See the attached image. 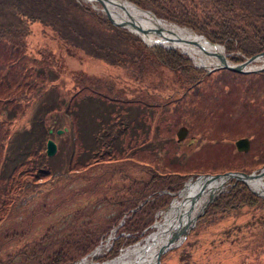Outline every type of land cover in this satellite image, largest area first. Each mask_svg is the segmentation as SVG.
<instances>
[{"label": "trees", "instance_id": "1", "mask_svg": "<svg viewBox=\"0 0 264 264\" xmlns=\"http://www.w3.org/2000/svg\"><path fill=\"white\" fill-rule=\"evenodd\" d=\"M130 1L151 9L160 17L188 26L211 41L222 43L229 58L234 62L264 50V0ZM32 22H40L50 27L57 37L72 47L82 49L91 57L130 70L133 77L143 85L145 94L141 95L151 98L152 104H155L153 106L161 109L159 114L177 117L180 123L189 106L181 97L175 98L174 94H168V98L163 96L162 91L176 90V87L164 78L149 79L150 75H159L160 66H168L171 69L174 82L183 74L186 83L190 81L188 87L196 90L197 100L200 99L204 106L201 104V108L208 109L209 102L199 95L205 91L206 86L203 83L211 72L195 66L191 58L180 49L159 44L148 45L138 34L113 24L103 11L93 8L89 2L0 0V231L2 228L16 229L9 224V220L15 215L27 184L44 183L43 181L53 174L51 163L47 164L49 155L46 153V141L50 137L49 128L53 127L48 123L51 113L62 112L67 116L69 138H73L69 143L71 158L59 169L66 174L82 170L80 177L88 182L78 188L69 189L56 203H47L56 201L49 200L47 196L46 202L29 212V215H39L37 219L31 218L35 219V226L41 221L42 214H52L66 201H73L79 196L86 197L85 194L99 195L94 198L97 199L96 203L87 198L83 199L87 201L84 207L73 211L69 219H60V224H50L43 234L33 236L32 241L20 243L18 247L22 255L21 261L15 262L1 256L0 264H74L113 228L118 227L116 241L104 256L111 257L116 255L121 247L138 240L142 232L154 221L156 214L168 207L173 193L181 188L190 176L189 171L196 170L197 160L195 168L190 169L193 162H184L180 154L169 153V149L178 146L172 136L177 123L167 124L162 119L160 124L157 119L153 120L151 117V128L155 125V131L152 136H146V132H143L146 124L137 119L140 112L135 117H125L122 113L119 117L112 105L104 109L96 106L92 113L84 107V103L89 102L85 97L87 92H91L92 101L98 102L96 96H101L113 103L122 101L128 107H133L134 102L140 103L141 96H120L112 83L85 72L77 74L79 78L75 76L72 89L65 87L62 91L60 87L55 88L53 78L56 76L52 77L49 73L51 67L48 68L52 61L56 60H49L51 51L45 49L35 53L26 50V37L31 31ZM217 46L223 51L222 46ZM223 70L228 72L227 75L233 72L236 77H243L246 73ZM256 75V81L264 79V71ZM250 78L247 84L251 87H245V91L246 94L248 90L255 93V96H249L247 100V105L252 106V101L264 100V86L252 88L256 83L252 82V76ZM213 84L207 83L210 86L207 92ZM47 87L53 89L55 97L53 96L52 100L43 97ZM221 90H225V94L230 92V89ZM217 91L209 93L220 100L221 97L216 95ZM189 94L190 92L185 93L188 96ZM169 103H173L174 110L168 111L167 108L165 113V106ZM31 105L34 109L28 121L24 126L17 125ZM256 113L264 119V106H259ZM212 114L213 112L201 115L198 120L194 117L196 124L193 122L192 127L198 133L197 139L205 137V132L214 135L221 129H218V126L223 118L214 122L216 120ZM83 119L91 123L88 126L85 124L86 128L82 127ZM200 125L205 127L201 128ZM158 129L162 134H167L162 140ZM138 130L142 132L141 135L139 133L140 138L144 139H140L137 145L132 143L130 137L134 136L135 132L138 135ZM78 131H84L88 135L89 145L96 147L99 143L101 148L91 151V147L89 153L78 155ZM58 146L60 149V143ZM263 146L264 140L257 146L259 148L255 147L253 151L243 153L247 159L243 166L238 165L240 170L250 172L255 165L264 164V161L258 164V160L264 158ZM153 147L169 153L168 159L157 161L159 158L151 154ZM247 154L260 157L249 159ZM228 166H231L230 163ZM90 169L92 172L84 175V171ZM220 169L231 168L224 166ZM92 204L93 208H90ZM110 204L114 213L106 212L98 218L93 216L98 210L96 206L105 205L111 208ZM243 205L264 208V198L252 192L242 181H237L210 203L199 222L205 217L210 221L213 217L236 211ZM133 208L136 209L132 211ZM124 214L128 215L121 222ZM22 236V233L0 232V246L3 242L9 243L8 240Z\"/></svg>", "mask_w": 264, "mask_h": 264}, {"label": "rangeland", "instance_id": "2", "mask_svg": "<svg viewBox=\"0 0 264 264\" xmlns=\"http://www.w3.org/2000/svg\"><path fill=\"white\" fill-rule=\"evenodd\" d=\"M83 1L89 2L93 8H96L90 1ZM93 3H95L97 7H100L95 0ZM30 30L29 35L26 37V50L38 53V51L40 52V50L46 49V51H51L52 57L50 56L49 60L56 59L48 66V68L51 67L49 73L52 77L56 76V78H53V80L55 79L53 81L55 88L60 87L62 91L65 90V87L72 89L73 83L75 84V76L85 72L94 77L104 78V81L112 83L120 96L124 95L126 97L134 98L135 96L142 97V101L140 103L134 102L132 103L133 107H128L126 106L127 104L122 103V101H115V103H113V101H109L107 98H103L101 96H96L98 98V102L92 101L91 92H87L89 95L86 94L85 97L89 102L84 103V107H86L88 112L92 113L94 111V107L96 106H100L104 109V107L110 105L115 107L114 110L116 109L119 117L121 113L125 117L128 115L135 117L140 112L137 119L143 120L146 124L143 130V132H146V136H152L155 131V125L151 128V117L153 120L157 119V123L159 122L160 124L162 119L167 122V124L177 123L175 126V132L180 125H186L188 127L186 136L180 142L174 140V142L178 143V146L169 149V153L180 154V158L184 162H193V164L190 165L192 168L188 167L190 169L195 168L194 164H196L195 160H197L196 170L189 171V177H194L198 173L219 172V170H221L220 168L224 166L230 167L234 170H240L241 167L238 165L243 166V163L247 158L243 155V153H245L244 151L237 149L235 141L241 136H250L251 148L249 151H253L255 147L259 148L257 146H259V144L264 140V119L259 117L256 113L259 106H264V100L256 99L252 101V106L247 105L248 97L255 96V93L248 90L246 94L245 91V87H251L247 84L249 83V80H251L250 76H252V82L256 83L252 88L259 87L260 85L264 86V79H257L256 81V76H258L256 75L258 73L256 70L247 73L244 72L245 74L243 77H236V74L233 72L227 75L228 72H225L223 69L228 68H213V71L209 70L211 75L207 77L203 83L206 86L205 91L199 95L200 98H206L209 102L210 109H204L200 106L202 104L201 100H197L198 96L196 94V90L193 87H188L190 81L186 83L183 74L178 77V81L174 82V73H172L171 69L168 66H160L161 73L159 75H155L153 73L150 75L149 79H152L151 77H157V79L164 78L176 87V90L166 89L161 93L167 98L168 94H172V96L174 94L175 98L181 97L182 100H184V103L189 106V110L183 113V117H181L183 118V121L180 123L178 122L179 118L177 117L172 118L170 116L166 117L164 114H159L161 109H158L157 106H153L155 104H152L151 98L141 95L145 94L143 85L133 77L130 70H127L122 66L110 64L101 59L91 57L82 49L70 46L67 42L57 37L50 27L45 26L40 22H32L30 24ZM226 55L229 57L228 54ZM190 58L195 66L205 68L198 65L199 62H197L194 57ZM263 60V57H261L249 64L255 66L263 65ZM230 70L233 71V69ZM160 75L162 76L160 77ZM76 78L79 77L76 76ZM43 80H45V78H43ZM211 82L214 84L207 92V89L210 87L207 83L209 84ZM43 85L45 86V84ZM223 88L230 89V92L225 94V90H221ZM46 90L47 92L43 97L51 99L54 96L52 87H47L44 91ZM214 90H218L216 95L221 97L220 100L210 94ZM40 92L41 89L39 93ZM186 92H190L189 96L185 95ZM262 97H264V93ZM82 100H84V98H82ZM204 103L207 104L206 102ZM167 108H169L168 111H171L174 108L173 103H169L168 105L166 104L165 113L167 112ZM33 109L34 107L31 105L25 113V116L20 118L19 123L16 124L24 126V123L28 121ZM212 112V116L215 117L216 120L214 122H219V119L223 118V120L219 122L220 124L218 123V129L219 127L221 129L214 135L213 133H207L204 131L207 135L205 137L198 138L200 140L199 141L197 139L198 133L195 132L192 127L193 122L196 124V118L194 117H197L198 120L201 115L203 116L206 113ZM66 119L67 116H64L62 112L49 114L48 123L53 126L50 137H52L56 143L58 142L57 144L60 143V149L58 146L57 151L50 155L47 160L48 165L51 163V170H53V174L47 180L43 181L44 183L39 182L32 184L31 182L25 187L21 195L17 211L13 218L11 217L9 220V224L16 229L5 230L2 228L0 231L1 233H22L24 236L8 240L9 243L3 242L2 246H0V257L3 256L4 259H11L15 262L21 261L22 255L19 251L20 247H18L20 243L32 241L33 236L35 237L36 235L43 234L50 224H60V219H69L73 211H77L78 208L81 209L84 207L87 201L83 199L87 198L88 200H93L94 203L97 201V199L95 200L94 198H97L98 194H85L86 197L79 196L76 199H73V201H66L52 214H40L41 221L37 222L36 226L35 219H37L39 215L35 213L33 215H29L30 211H33L38 205L47 201V196L49 200L56 199L54 202L47 203H56L65 196L69 189L78 188L88 182L80 177L82 170L66 174L65 171L62 172L61 169H59V167H64L65 163H67L71 158V147H69V143L70 141H73V138H69L68 133L70 131L65 129V127L67 128L66 123L68 122ZM82 121L83 128H86L84 127L85 124H87V126L91 124L87 122V119H83ZM200 127L203 128L205 126L200 125ZM58 128H61L62 131L60 132ZM226 129H229L232 133ZM73 131L76 130L73 129ZM175 132L172 135L174 139H176ZM139 133L140 135L142 134V132L138 130V135L135 132L134 136L130 137L133 144H139V142L144 139L140 138ZM70 134H72V132ZM78 134H80L77 147L78 155L89 153V149L92 146L89 145L88 135L84 131L81 133L78 131ZM158 135L162 140L167 134H162L158 129ZM156 137L157 134L155 135V139ZM96 148H101L99 143L96 144V147H92L91 151ZM169 153L163 152L162 149L157 147H153L151 149V154L156 155V158H159V160H156L160 162L162 160H166V158L168 159L170 155ZM50 157H52V159ZM247 157L251 159V157L254 156L247 154ZM259 157L260 156L257 155L254 158L257 159ZM258 161V164L263 163L262 161H264V158ZM254 162L255 161H252V163ZM229 163L231 166H228ZM260 166H263V164L255 165L254 169H257ZM91 172L92 169L84 171V175L90 174ZM193 172L195 173L193 174ZM189 177L187 179H189ZM28 178L32 180L31 177ZM232 180L234 179L230 178L228 182L230 183ZM229 183L226 187L229 186ZM176 198L177 196L174 199ZM96 207H98V210L97 212H94L93 216L95 218L102 216L106 212L114 213L111 204V208H107L105 205H98ZM90 208H93V204ZM164 214L165 211L158 215L159 221L164 219ZM5 224L6 222L3 227ZM29 236L30 238H28ZM145 237L146 236L139 241H144ZM105 245L106 244L104 242L99 253L105 251ZM132 245L133 244L129 246ZM129 246L123 247L117 254L121 253ZM89 257L95 260V257L91 255H89ZM76 264H78V262H76ZM160 264H264V208L243 205L236 211H231L223 216L213 217L210 221L207 217H205L202 221L198 222L195 229L193 228L191 230L187 238L179 247L171 249L163 256Z\"/></svg>", "mask_w": 264, "mask_h": 264}, {"label": "bare ground", "instance_id": "3", "mask_svg": "<svg viewBox=\"0 0 264 264\" xmlns=\"http://www.w3.org/2000/svg\"><path fill=\"white\" fill-rule=\"evenodd\" d=\"M107 4L113 16L128 18L143 27L162 29L163 34L170 38V44L177 45L189 52L197 62L202 64L213 62L212 64H217L219 61L215 54L211 53L215 51L222 52V50L216 44H212L191 29L157 18L150 10L138 8L127 0H107ZM254 66L249 65L246 67L252 68ZM221 179L207 180L205 176H198L195 179L188 180L179 196L172 201L170 207L166 210L164 219L157 223L156 228L144 241L127 247L117 257L103 263L87 256L80 260L78 264H152L158 249L166 243L173 229L190 222L208 199L210 192L222 184L223 181ZM250 182L256 188L264 191V172H261L259 176L253 178ZM98 250L99 248L95 253Z\"/></svg>", "mask_w": 264, "mask_h": 264}, {"label": "water", "instance_id": "4", "mask_svg": "<svg viewBox=\"0 0 264 264\" xmlns=\"http://www.w3.org/2000/svg\"><path fill=\"white\" fill-rule=\"evenodd\" d=\"M89 1H93V0H89ZM97 2L100 3V8L104 11V13L107 15V17L110 19V21L118 26H122V27H126L128 28L130 31L138 34L146 43L148 44H161L165 47H175V45L170 44L169 40L170 38H167L163 32L162 29L160 28H149V27H143L142 25L138 24L137 22L130 20L128 18L125 17H118V16H113L108 4H107V0H96ZM128 1V0H127ZM135 6H137L138 8H140L137 4L133 3ZM153 15H155L154 13H152ZM155 33V34H152ZM152 34V35H151ZM202 37L206 38L203 34H200ZM166 39V40H165ZM209 42H211L208 38H206ZM212 44H216V45H220L223 48L222 52L219 51H215L211 54H215V57L219 59V61L217 62V64H212L213 62H210L208 64L205 63H199L198 65L206 67L208 70L211 69H216V68H229V69H233V70H237V71H263L264 70V65L256 67V68H246L247 64L250 63L253 60H257L260 57L264 56V50L256 53L250 57H247L246 59H244L241 62L238 63H234L232 61H230L225 52H224V46L219 44V43H215V42H211ZM183 51L185 53H187L190 57H193L189 52L185 51L183 49ZM206 52V51H205ZM52 129H50L51 131ZM61 131V130H60ZM188 128L185 125H182L179 127L178 131H177V136H178V140H182L186 134H187ZM236 145L237 148L239 150L242 151H247L250 148V139L249 137H240L236 140ZM57 150V144L56 142L50 138L47 140V153L49 155H52L56 152ZM261 172H264V167H262L259 171H253L251 173H247L244 171H234V170H227L224 172H217L214 174H199V176H205L207 178V180H211V179H221L223 182L222 184L229 178H234L235 181L236 180H241L244 183H246L256 194L258 195H262L264 197V193L256 190L253 188L252 183L250 181H252L253 178H255L256 176H259V174ZM222 184L219 185L218 187L214 188L213 191L210 192L208 199L203 203V205L201 206V208L196 212V214L192 217V219L190 220V222L188 224H185L183 226H180L179 228H175L173 229V231L171 232V234L169 235V237L167 238V241L165 244L161 245L160 248L157 251L156 257L154 259V262L152 264H159L160 260H161V256L162 254L167 251L168 249L175 247L177 245H179L181 243V241L186 237L188 231L192 228V226L194 225V223L196 222V220L198 219V217L204 212L206 206L214 200V198L216 197V195L218 194L219 190H222Z\"/></svg>", "mask_w": 264, "mask_h": 264}]
</instances>
